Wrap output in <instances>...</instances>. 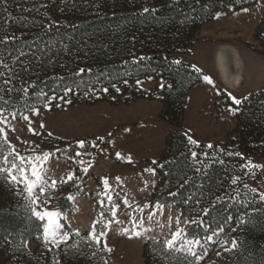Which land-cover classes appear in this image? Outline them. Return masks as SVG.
I'll return each instance as SVG.
<instances>
[{
    "label": "trees",
    "instance_id": "obj_1",
    "mask_svg": "<svg viewBox=\"0 0 264 264\" xmlns=\"http://www.w3.org/2000/svg\"><path fill=\"white\" fill-rule=\"evenodd\" d=\"M256 1L0 0V109L25 115L77 104L159 100L160 119L171 130L154 163L159 179L153 198L181 209L190 237L220 234L216 243L197 251L200 255L206 249L199 264H264V200L238 180L248 157L264 156V89L239 106L229 102L238 110L237 127L227 141L192 144L183 130L184 117L189 93L204 76L179 58L219 12ZM254 38L259 43L255 51L264 57V16ZM147 79L166 84L148 91L137 83ZM9 150L0 133V167L4 157L10 160ZM29 206L26 196L0 185V264H8L5 255L17 264H114L102 241L96 243L90 233L72 234L58 248H49L43 222ZM100 231L97 227V235ZM29 240L37 242L32 253L26 248ZM164 242L145 245V264H196L195 257L168 249Z\"/></svg>",
    "mask_w": 264,
    "mask_h": 264
},
{
    "label": "rangeland",
    "instance_id": "obj_2",
    "mask_svg": "<svg viewBox=\"0 0 264 264\" xmlns=\"http://www.w3.org/2000/svg\"><path fill=\"white\" fill-rule=\"evenodd\" d=\"M244 9L219 12L212 22L204 25L191 51L179 57L212 81L208 83L203 77L188 96L183 130L197 143L227 141L237 127V111H232L235 108L228 105L232 102L231 96L244 101L264 89V57L255 51L259 43L254 38L264 16V0H257ZM218 48L226 49L224 56L229 69L234 59L243 62L241 86L236 90L228 88L220 77L216 65ZM139 84L152 91L166 82L147 79ZM116 102L119 104L101 102L77 104L56 111L49 108L35 110L25 115L16 114L15 118L4 112L7 122L0 123V128L4 129L2 136L4 139L6 134L7 143L15 151L10 148V163L1 167L9 168L13 161L19 164L16 153L25 157L50 153L48 161L43 164L48 181L46 192L40 197L48 201L46 207L49 210L63 213L62 231L69 237L72 234H91L95 225V231L99 227L106 233L100 240L106 249H111L107 251L114 264H145L147 243L171 239L182 228L184 235L176 241L178 250L193 237L189 235L190 224L183 223L178 206L163 204L153 198L159 179L154 163L162 155L171 130L160 119L162 103L149 99L128 105ZM23 116L29 119L26 121ZM80 141L84 142L83 148ZM252 164L264 165V156L248 157L240 167L238 180L244 187L247 185L245 188L251 194L261 197L264 194V168L252 167ZM84 168L88 169L87 172L83 171ZM147 169H154V173ZM69 176L72 179H68ZM105 179L108 187L103 183ZM53 180L56 181L55 187L52 186ZM71 180L75 183L68 186ZM0 185L4 190L8 188V192L15 189L20 196H26L30 210L34 207L27 192H22V184L13 185L0 178ZM77 190L79 194H72ZM21 207L25 210L24 206ZM44 207L41 204L38 210L43 211ZM113 210L115 216L112 215ZM108 221L112 223L108 224ZM136 232L140 235L137 236ZM219 238L220 234L213 236L212 241L200 239L201 245L194 250L197 252L209 243H216ZM67 241L57 244L50 240L47 245L58 248ZM0 244L3 245L2 242ZM26 248L34 252L36 240L27 241ZM179 251L187 253L186 250ZM2 258L8 264H17L8 255Z\"/></svg>",
    "mask_w": 264,
    "mask_h": 264
},
{
    "label": "snow or ice",
    "instance_id": "obj_3",
    "mask_svg": "<svg viewBox=\"0 0 264 264\" xmlns=\"http://www.w3.org/2000/svg\"><path fill=\"white\" fill-rule=\"evenodd\" d=\"M144 11L148 12L149 9L145 8ZM244 11H247V9H244ZM140 59L143 60L147 58L141 57ZM175 63H179V61H175ZM84 71H85L84 69H80L81 73H83ZM204 79L208 83H212L209 77L205 76ZM4 83L9 84L10 81L5 80ZM125 83H127V81H125ZM137 83H140V81H137ZM161 87H163V85H161ZM103 90L107 91V88ZM8 91L11 92L12 89L9 88ZM67 91H71V89H68ZM117 91H119V89H117ZM41 95H45V94L42 92ZM0 99H2V97H0ZM231 100L233 104L237 106H239L242 103V101L240 99H237L235 96H231ZM235 110H238V109H232V111H235ZM11 115L13 116V118H15L16 114L11 113ZM23 119L27 121L29 118L27 116H23ZM6 122H7V117L4 116L3 109H0V123H6ZM3 132H4V129L0 128V133H3ZM4 141L7 142L6 134L4 136ZM190 143L196 144L197 142L195 140L190 139ZM79 144H80V147L83 148L84 142L80 141ZM9 147L12 148L13 152L15 151L13 146L9 145ZM208 147L211 148L212 146L208 145ZM77 155H80V154L77 153ZM117 155L119 156V153ZM191 155L195 157L196 153L192 152ZM49 157H50V153H43V155H37L35 157H25V156L20 155L19 153H16L15 158L19 160V164L13 161L11 162V167L9 168L0 167V178H3L9 183L14 184V185H19V184L23 185L22 192H27L31 204L34 205V207L31 208L32 215L40 222L46 221V223H43L42 225L43 227L42 237H43L45 244H47L50 240L58 244L59 242H65L70 238L68 233L62 231L64 228V225L61 223V218L63 217V213L59 210H49L46 207L48 201L41 200V197H40V194H43L46 192V185L48 181L45 178L46 169L43 168V164L48 161ZM4 163L5 164L10 163L7 157H4ZM81 163H83V161H81ZM249 163L251 164L252 162L249 161ZM252 167L264 168V165L252 164ZM13 170H15V172ZM87 170H88L87 168L83 169L84 172H87ZM147 171L154 173V169H147ZM68 179H72V176H69ZM232 182L233 184H235L237 181L234 179ZM103 183L105 187H108L107 179H105ZM55 185H56V181L53 180L52 186L55 187ZM245 187H247V185H245ZM37 190L39 194L37 193ZM251 191H255V189H252ZM68 199L71 200L72 197L69 196ZM108 199L111 200V197L109 196ZM260 199L264 200V194L261 195ZM125 203H127V201H125ZM41 204L45 205V207L43 208V211L38 210ZM205 214L207 215V211L205 212ZM112 215L113 216L116 215V212L114 210L112 211ZM101 216H103V213H101ZM107 223L111 224L112 221H108ZM192 223L199 225L201 221L193 220ZM105 227H107V224H105ZM220 231H223V229L221 228ZM135 234L139 236L140 232H136ZM105 235L106 233L104 231H100L99 235H97L95 231V225H94L93 231L90 234V238L94 240L96 243H99L100 237H103ZM183 235H184V229L182 228L178 229L172 235L171 239L165 240L164 243L168 249L175 250L176 241L178 239H181ZM213 235H216V233L213 232ZM213 235H207L203 239L205 241H212ZM225 243H227V241H225ZM200 245H201L200 239L190 238V239H187L184 242V244L181 245V248L178 250H186L189 255L195 257L196 264H199V261L203 259V254L206 253V249H202V253L200 255L197 254V252L194 249ZM232 247L233 248L236 247L235 241H232ZM107 250L111 251V249H107ZM225 250H228V249H225ZM219 254L220 253L218 252L217 255Z\"/></svg>",
    "mask_w": 264,
    "mask_h": 264
},
{
    "label": "bare ground",
    "instance_id": "obj_4",
    "mask_svg": "<svg viewBox=\"0 0 264 264\" xmlns=\"http://www.w3.org/2000/svg\"><path fill=\"white\" fill-rule=\"evenodd\" d=\"M226 49L224 48H218L217 50V61L216 65L218 66V71L220 74V77L222 78V81L224 84L232 89L236 90L238 87H240L241 83V74L243 71V62L240 59H234L232 62V68L229 69L226 65L227 58L224 56V51Z\"/></svg>",
    "mask_w": 264,
    "mask_h": 264
}]
</instances>
